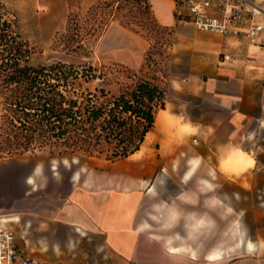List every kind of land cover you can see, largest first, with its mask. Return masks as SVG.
<instances>
[{
    "label": "crops",
    "instance_id": "crops-1",
    "mask_svg": "<svg viewBox=\"0 0 264 264\" xmlns=\"http://www.w3.org/2000/svg\"><path fill=\"white\" fill-rule=\"evenodd\" d=\"M257 1L264 7V0ZM156 14L165 25H184L174 27L180 37L174 52L190 57L188 74L170 84L171 124L157 128L164 140L141 167L123 164L134 176L102 186L93 179L80 185L76 176L65 198L30 203L29 191L24 207L0 208V231L14 232L22 253L40 264L66 259L67 252L57 247L64 230L101 238L98 264H264L262 40L198 31L179 18L175 2L158 1ZM252 24L246 22L243 30ZM225 55L230 60L223 61ZM176 116L189 136L170 142ZM43 170L35 167L25 180L33 191ZM234 186L241 196L261 201L236 210L222 198L233 196ZM93 255L86 254L85 264H95Z\"/></svg>",
    "mask_w": 264,
    "mask_h": 264
},
{
    "label": "rangeland",
    "instance_id": "rangeland-1",
    "mask_svg": "<svg viewBox=\"0 0 264 264\" xmlns=\"http://www.w3.org/2000/svg\"><path fill=\"white\" fill-rule=\"evenodd\" d=\"M158 1L175 2V7L177 5L176 0H0V16L15 23L19 34L29 43L33 65H93L138 73L144 79L155 81L166 91L165 110L170 114V84L188 74L190 57L186 53L174 52V45L180 40L174 27L184 25L161 23L156 14ZM108 79L110 82L106 89L116 93L118 76L114 72ZM99 83L100 80H97L86 87L94 90ZM1 108L0 99V112ZM172 118L176 126L168 136L170 142L188 137L190 130L183 125L181 116ZM1 125L7 124L0 119ZM155 134L158 135L156 139ZM164 137L158 134L155 127L147 136L141 152L116 163L84 155L60 157L51 155L47 149L8 154L10 149H3L0 144V208L6 209L17 203L24 207L23 201L29 191H32L27 198L30 203L50 204L53 200L65 198L70 194L74 186L71 180L76 176H79L80 185L87 179H93L101 186L127 178L130 174L134 176L131 169H125L123 164L134 167L139 162L141 167L145 159L155 158L157 142ZM38 166L44 170L41 176H36L37 185L33 191L25 180ZM222 198L226 203L233 202L236 210L239 205L248 207L250 201L262 199L246 194L241 196L236 186L233 196L224 193ZM229 230L223 228L224 234ZM50 239L54 241L55 237ZM59 240L64 243L57 244V247L67 252L66 259L59 264H85L88 261L86 254L89 253H95L91 256L95 264L101 262L96 254L103 251L101 238L77 236L64 230ZM70 252L73 256L69 255Z\"/></svg>",
    "mask_w": 264,
    "mask_h": 264
},
{
    "label": "trees",
    "instance_id": "trees-1",
    "mask_svg": "<svg viewBox=\"0 0 264 264\" xmlns=\"http://www.w3.org/2000/svg\"><path fill=\"white\" fill-rule=\"evenodd\" d=\"M15 23L0 16V144L60 157L84 155L116 163L141 151L167 93L138 73L106 66H35ZM118 90L106 89L114 73ZM100 83L94 90L87 85Z\"/></svg>",
    "mask_w": 264,
    "mask_h": 264
},
{
    "label": "built area",
    "instance_id": "built-area-1",
    "mask_svg": "<svg viewBox=\"0 0 264 264\" xmlns=\"http://www.w3.org/2000/svg\"><path fill=\"white\" fill-rule=\"evenodd\" d=\"M178 16L202 32L222 36L245 35L251 42L262 40L264 45V7L257 0H176ZM212 10L223 15L219 19L211 15ZM253 24L243 30L246 22ZM230 60L225 55L223 61ZM0 264H40L34 257L22 253L14 232L0 231Z\"/></svg>",
    "mask_w": 264,
    "mask_h": 264
},
{
    "label": "bare ground",
    "instance_id": "bare-ground-1",
    "mask_svg": "<svg viewBox=\"0 0 264 264\" xmlns=\"http://www.w3.org/2000/svg\"><path fill=\"white\" fill-rule=\"evenodd\" d=\"M168 121V122H167ZM170 121H169V114L168 112L165 111H161L158 115H157V128L158 130L161 129L163 131V129L167 127H169L170 125ZM154 138L156 139V135H154Z\"/></svg>",
    "mask_w": 264,
    "mask_h": 264
}]
</instances>
